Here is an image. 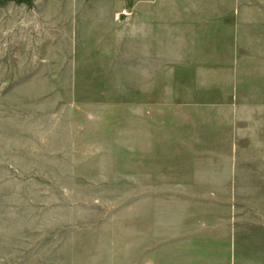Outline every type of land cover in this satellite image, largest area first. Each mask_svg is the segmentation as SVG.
<instances>
[{"label": "rangeland", "instance_id": "1", "mask_svg": "<svg viewBox=\"0 0 264 264\" xmlns=\"http://www.w3.org/2000/svg\"><path fill=\"white\" fill-rule=\"evenodd\" d=\"M150 1L0 0V264L264 262V0Z\"/></svg>", "mask_w": 264, "mask_h": 264}, {"label": "crops", "instance_id": "2", "mask_svg": "<svg viewBox=\"0 0 264 264\" xmlns=\"http://www.w3.org/2000/svg\"><path fill=\"white\" fill-rule=\"evenodd\" d=\"M130 1L132 0H120V4L123 5L124 7L125 5L130 3ZM137 3L140 9H144V10L150 9L149 7L151 4L150 0H137ZM234 237H235V240L230 242L229 249L231 250V252L230 254H228L229 257L227 261L225 262V264H264L263 261L259 262V257L256 254V252L254 253V255L250 254L247 258L246 257L243 258L239 254L240 238L238 237V234L236 232H234ZM199 264H206V263H199Z\"/></svg>", "mask_w": 264, "mask_h": 264}, {"label": "built area", "instance_id": "3", "mask_svg": "<svg viewBox=\"0 0 264 264\" xmlns=\"http://www.w3.org/2000/svg\"><path fill=\"white\" fill-rule=\"evenodd\" d=\"M132 11L129 9V8H123L121 10H119L117 13H116V17L118 19H127L130 17Z\"/></svg>", "mask_w": 264, "mask_h": 264}]
</instances>
